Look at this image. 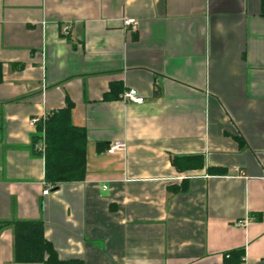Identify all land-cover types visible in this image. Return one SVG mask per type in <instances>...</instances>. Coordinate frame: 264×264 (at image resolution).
Instances as JSON below:
<instances>
[{
	"label": "crops",
	"instance_id": "0c3cea01",
	"mask_svg": "<svg viewBox=\"0 0 264 264\" xmlns=\"http://www.w3.org/2000/svg\"><path fill=\"white\" fill-rule=\"evenodd\" d=\"M0 63V220L42 221L83 264H223L238 249L264 264L259 0H0ZM67 100L86 176L44 195L31 119ZM116 140L126 150L108 154ZM174 156L202 164L178 171ZM0 264L40 263L13 261L6 226Z\"/></svg>",
	"mask_w": 264,
	"mask_h": 264
},
{
	"label": "trees",
	"instance_id": "16d2710c",
	"mask_svg": "<svg viewBox=\"0 0 264 264\" xmlns=\"http://www.w3.org/2000/svg\"><path fill=\"white\" fill-rule=\"evenodd\" d=\"M259 2L260 15L264 17V0ZM71 108L72 104L67 100L63 108L51 112L36 123L33 145L42 137L44 147L42 151L35 148L34 151L43 157L44 180L52 187L61 183L82 181L86 176L87 135L83 127L73 124ZM171 162L178 171L192 169L202 164L198 156H174ZM208 171L221 172L209 168ZM184 190L185 182L170 188L171 192ZM6 226L13 228V261L16 263L83 264L79 259L63 260L58 257L52 243L44 236V226L40 220H0V230ZM243 253V249L227 252L224 254L223 264H242Z\"/></svg>",
	"mask_w": 264,
	"mask_h": 264
},
{
	"label": "built area",
	"instance_id": "2783aa9c",
	"mask_svg": "<svg viewBox=\"0 0 264 264\" xmlns=\"http://www.w3.org/2000/svg\"><path fill=\"white\" fill-rule=\"evenodd\" d=\"M123 24L125 26H133L135 27L137 25V21L134 18H124L123 19ZM123 98L127 102H133L136 104H141L143 102V98L138 95L137 91L135 89L130 88L123 94ZM37 119H31V124L36 126ZM43 136V135H42ZM44 144H43V138H39L35 143H34V148L38 150H43ZM126 150V143L121 140H116L113 141L112 143L109 144L107 148V153L108 154H114L117 152H124ZM42 194L46 195L49 192V185L44 182ZM237 225L243 226L245 224V221H238L236 222Z\"/></svg>",
	"mask_w": 264,
	"mask_h": 264
}]
</instances>
